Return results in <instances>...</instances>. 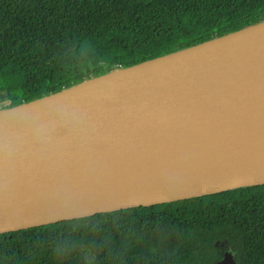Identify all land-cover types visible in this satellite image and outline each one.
Instances as JSON below:
<instances>
[{
    "label": "water",
    "instance_id": "water-1",
    "mask_svg": "<svg viewBox=\"0 0 264 264\" xmlns=\"http://www.w3.org/2000/svg\"><path fill=\"white\" fill-rule=\"evenodd\" d=\"M261 184L264 22L0 110V234Z\"/></svg>",
    "mask_w": 264,
    "mask_h": 264
},
{
    "label": "trees",
    "instance_id": "trees-1",
    "mask_svg": "<svg viewBox=\"0 0 264 264\" xmlns=\"http://www.w3.org/2000/svg\"><path fill=\"white\" fill-rule=\"evenodd\" d=\"M264 22V0H0V110ZM264 264V184L0 234V264Z\"/></svg>",
    "mask_w": 264,
    "mask_h": 264
}]
</instances>
